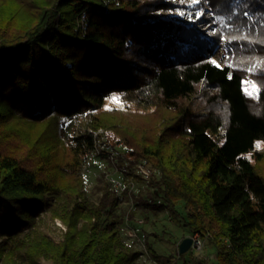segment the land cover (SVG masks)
<instances>
[{
	"label": "trees",
	"instance_id": "16d2710c",
	"mask_svg": "<svg viewBox=\"0 0 264 264\" xmlns=\"http://www.w3.org/2000/svg\"><path fill=\"white\" fill-rule=\"evenodd\" d=\"M205 1L223 23L209 40L165 16L170 0H0V264H134L120 196L100 182L89 201L80 174L103 145L94 133L120 125L102 111L113 93L162 112L139 138L114 135L116 167L155 172L142 204L215 250L208 262L177 249L171 264H264V0ZM222 37L230 53L248 45L255 101L240 68L210 59ZM200 94L209 107L195 106ZM83 112L67 141L64 124ZM44 212L66 227L59 243L34 227Z\"/></svg>",
	"mask_w": 264,
	"mask_h": 264
},
{
	"label": "rangeland",
	"instance_id": "374dc122",
	"mask_svg": "<svg viewBox=\"0 0 264 264\" xmlns=\"http://www.w3.org/2000/svg\"><path fill=\"white\" fill-rule=\"evenodd\" d=\"M170 1L172 5L169 6L165 16L195 29L208 40L214 37L215 31L223 26L222 19L219 16H213L211 8L205 0H198L196 4H192L191 0ZM246 49H248V45L239 48L238 53L236 50L230 53L227 40L222 37L219 45L209 56L216 65L240 68L244 74L243 92L250 101H255L258 84L254 81L256 76L253 71H256L257 67L252 68L247 65L249 54ZM257 78L264 82L262 77ZM193 100L197 108L209 107L207 97L204 95L200 94ZM131 107L123 103L122 96L117 93H113L105 100L103 113L108 116L110 114L118 115L117 120L120 125L113 133L106 134L101 129L94 133V135L99 133L103 136L100 139L103 145L87 154L85 167L80 172L84 182L85 198L97 202L100 194L96 187L100 182H106L120 196L114 213L122 219L119 229L123 241L132 252L137 253L134 264H171V261L177 257L179 243L184 237H190V234L171 221L170 213L164 209L163 205H160L156 211H151L149 206L142 204L150 199L152 189L148 180L156 173L152 172L149 167L139 164L133 176L127 179L124 173L116 167L118 154L123 153L125 149L121 143L117 142V136L114 135L126 129L129 132L137 131L134 137L139 138L141 131L145 129L150 131L158 121V114L160 116L162 114L160 111L156 113L151 109L136 111ZM87 117L88 115L86 116V113L83 112L73 120L67 121L63 129L64 139L70 141L76 130V125ZM113 145H115L114 150ZM256 149L264 151V143H257ZM126 187L128 190L125 189ZM178 210L180 214H185L182 204L178 206ZM34 227L55 243L62 241L66 231L65 225L59 219L51 217L48 212L41 213L35 219ZM23 235L21 234L20 237ZM196 255L212 262L215 250L205 241L203 250ZM40 264H52V262L41 259Z\"/></svg>",
	"mask_w": 264,
	"mask_h": 264
},
{
	"label": "built area",
	"instance_id": "2783aa9c",
	"mask_svg": "<svg viewBox=\"0 0 264 264\" xmlns=\"http://www.w3.org/2000/svg\"><path fill=\"white\" fill-rule=\"evenodd\" d=\"M190 237L192 239L190 248L195 253H200L203 250L205 240L198 233H194Z\"/></svg>",
	"mask_w": 264,
	"mask_h": 264
},
{
	"label": "water",
	"instance_id": "95a60500",
	"mask_svg": "<svg viewBox=\"0 0 264 264\" xmlns=\"http://www.w3.org/2000/svg\"><path fill=\"white\" fill-rule=\"evenodd\" d=\"M192 239L191 237H184L178 245L179 254L187 252L191 247Z\"/></svg>",
	"mask_w": 264,
	"mask_h": 264
},
{
	"label": "snow or ice",
	"instance_id": "6c2138e0",
	"mask_svg": "<svg viewBox=\"0 0 264 264\" xmlns=\"http://www.w3.org/2000/svg\"><path fill=\"white\" fill-rule=\"evenodd\" d=\"M191 3L192 4H196V3H198V0H191ZM181 14H183V13H181ZM213 63H215V62H213ZM217 66H219V65H217ZM254 87V86H253Z\"/></svg>",
	"mask_w": 264,
	"mask_h": 264
}]
</instances>
